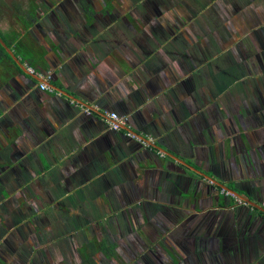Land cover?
I'll use <instances>...</instances> for the list:
<instances>
[{
	"label": "crops",
	"instance_id": "0c3cea01",
	"mask_svg": "<svg viewBox=\"0 0 264 264\" xmlns=\"http://www.w3.org/2000/svg\"><path fill=\"white\" fill-rule=\"evenodd\" d=\"M230 5L235 12L236 3ZM224 12L222 19L229 23L234 13L228 11L225 15ZM2 35L11 44L16 41L10 48L23 59L28 73V68L32 67L52 76L47 84H53L54 88L49 87L54 93L42 91L40 82L31 81L30 73L26 75L16 63L3 58L0 64V165L16 170L0 169V181L8 184L15 177L16 180L27 178L36 183V190L32 189L36 199L48 198L53 182L57 189L53 190V197L57 192L69 199L58 208L74 212V203L84 208H104V213L110 215L108 221L112 228L118 226L113 217L123 213L130 214L136 228L153 222L159 228L162 224L169 233L185 225L186 217L199 209H232L228 211L234 219L230 226L245 231L242 243L226 246L209 232L208 229H212L210 218L195 220L201 226L197 237L201 238L199 245L206 263L264 264V217L256 220L252 208L246 215H236L233 211L236 202L228 204L217 189L215 194L201 191L190 174L176 170V164L158 155L159 151H168L185 161L196 160L202 167L210 165L207 161L209 149L212 151L211 142L205 139L201 147L205 151L203 155L198 144L199 111L195 108L199 88L195 79L200 65L192 53L186 54L188 72L183 78L188 88L185 90L176 89L177 82L173 81L180 66L174 62L170 47L156 49L159 53L170 50L169 61L161 63L158 52L146 41L147 35L141 37L138 46L135 33H88L87 37L75 33L58 34L59 37L48 33L17 34L19 38H14L13 33ZM66 38L73 45L66 46ZM17 42H20L19 47ZM136 53L141 54V61ZM153 58L160 64L150 66ZM203 68L206 72L209 70L207 65ZM204 79L208 86L207 76ZM40 80L42 83L44 79L40 77ZM201 91L204 95L208 92ZM170 101L176 111H171L172 117L168 118ZM82 107L91 109L92 115H85ZM110 112L128 115L137 134L153 138L151 148H143L123 133L111 131L106 117ZM7 177L11 179L6 180ZM181 177L182 184L188 185L183 187L179 183ZM221 177L226 184L225 174ZM189 191L194 195L183 199L182 195ZM177 199L185 202L184 205L176 204ZM259 203L261 207L264 205L263 201ZM178 211L181 218L174 216ZM75 213H79L78 210ZM134 213L141 214L142 219L137 220ZM37 230L42 229L34 231ZM250 231L256 235L250 237ZM209 247L214 255H209Z\"/></svg>",
	"mask_w": 264,
	"mask_h": 264
},
{
	"label": "rangeland",
	"instance_id": "374dc122",
	"mask_svg": "<svg viewBox=\"0 0 264 264\" xmlns=\"http://www.w3.org/2000/svg\"><path fill=\"white\" fill-rule=\"evenodd\" d=\"M125 1H127L130 8L135 11L138 17L146 13L145 4H148L147 2L149 0H117V3L120 6L127 7ZM157 1H160L158 8L162 10L160 14L162 17H160L159 24L163 26L164 19H167L171 21L168 26L176 30L177 33H158L157 38L156 35L152 38L150 33H135V45L138 46L139 41L142 39L141 37L147 35L149 38H147L146 41L149 42L150 48L154 51L158 52L156 49H160V47L162 49L170 47L173 58L176 59L174 62L180 59V53L184 55L192 53L194 58H199L198 61L200 64L198 65H200V67L203 68V66L207 65L209 70L207 72L205 70L200 72L199 70V75L195 79L199 89H206L208 91L204 95L202 91L198 89L199 92L198 95L196 94V97L199 102L198 104L201 106L199 111H205L210 107L208 103L206 104L207 96L213 97V100H215V107L219 104L217 101L223 95L228 96L230 102L237 99L239 100L240 94L247 102H250L251 99H256L255 95L247 96L243 91H246L247 87L245 86H247V82L248 85L250 84L248 86L249 88L253 87V85H251L253 82H261L260 84L264 83V0ZM230 3H236V5H234V8H236L235 12L232 11ZM239 3L244 6L238 5ZM149 6L152 7L155 14H158V10L155 6ZM223 10L225 11L224 14H228V11L232 14L234 13L232 16L233 20L229 23H226L222 19ZM160 25L157 26V29ZM154 37L156 38V42ZM5 38L8 39L7 37ZM151 43L153 45H151ZM212 46H214V48H212ZM208 47L210 49H208ZM211 49H213V52H211ZM198 50L202 52H198ZM168 51L170 50H166L165 53H157V56L162 59L161 63H165L167 60L169 61L171 55L168 54L167 56ZM156 60V58H153L152 61H149V65H159L160 63L156 62ZM180 61L182 62V66L185 67L184 61ZM255 62H258V66ZM231 63L240 65L244 74L243 71H232L233 69L230 67L233 65H230ZM213 64L219 67L220 70L217 71V69H215L211 71L210 69H213ZM185 76H187V74L183 77ZM206 76L212 80V85L210 80H207L208 86L205 85L206 81L204 78H206ZM238 79H240V84H235L233 80ZM239 85L240 88L243 89L242 92L236 91ZM254 89H252L251 92H254ZM209 90H211V92H209ZM200 94L204 95V100L202 101H199L200 98H202ZM203 101L205 103L204 105H202ZM167 105L169 108L167 116L171 118V111L176 110L171 101ZM208 131L209 128L205 129V139L208 138ZM220 131L221 135L219 136L220 140L217 141V147H219L225 136L224 130ZM235 135L238 138L239 132L235 131ZM202 139L204 140V138ZM203 140L198 142L202 155L205 154V151L201 149L204 142ZM209 141H212V138H209ZM208 152L209 160L207 162L210 165L216 166V157L213 156L210 149ZM202 155H200L201 158H203ZM232 155L235 157L238 153L233 151ZM160 158L162 159V157ZM165 159H167V161L170 160L171 164H176V170H184L186 173L190 174L194 183L196 180H202L201 182L204 185L212 184L219 193L222 192L224 195L222 197L224 198L227 194H230L227 192L228 184L222 182V177L215 174L212 169L209 170L206 167H202L196 160L185 161L183 158L173 153L166 155ZM247 159L246 156V161ZM5 168H8L6 169L7 171L16 170L14 167L0 165L2 171ZM216 170L222 171V163L216 166ZM237 172L239 174L241 173L240 168ZM10 179V177L6 178V180ZM16 179L17 177H15V179L12 178V181L8 182V184L5 183L6 181L2 184L3 186L6 184L4 188L9 190L10 195H7V191L5 195L9 199L0 196V248L6 249L7 251L10 249L7 254L21 261L20 264H68L69 262H71V264H79L80 256L84 257L90 250H93L95 254L92 255L94 256L92 258L94 260H99L100 264H137V251H139L138 249H140V246L136 245L134 247L135 249H132L131 252V248L125 241V239H129L127 234L131 233L132 229L130 214L121 213L114 216L113 218L118 226L117 228H112L111 221H108L110 215L104 213V208L96 209L92 206L84 208L81 204L74 203L72 204L73 206L75 205V207L72 208L74 212H69L67 208H58V206L68 203L69 199L60 196L55 191L56 197H53V190H57L54 188L55 183H51L52 188L49 184L52 192H48V198L40 197V199H36L34 197L35 193L32 190H36L34 185L36 183L30 182L27 178H18L20 180ZM232 192L234 195H232L230 201L238 203L239 199L236 200V196H239V194L234 191ZM190 195H194L192 191L184 193L182 198L186 200ZM245 200L249 201V205L260 206L254 200ZM184 203L183 201L181 202L182 205H184ZM260 208L262 207L260 206ZM77 210L79 213H75ZM213 214H216V211L214 209L212 210V208L208 210L199 209L194 213L196 219H208L213 216ZM133 216L136 217L137 220L142 219L141 214L134 213ZM13 219L15 221L11 224ZM137 225L138 224H136V226ZM36 228H41L42 230L34 231ZM143 230L144 229L136 230L138 231L137 233L141 235L142 239H144ZM180 234L181 237H184L185 230L180 231ZM105 238L111 239V244L119 245V249H116L117 245L111 248L112 252L116 254L113 262H110L109 259L105 257L106 254L110 253L109 248L111 246V244L106 246ZM100 240H102V242L98 244L97 241ZM7 241L8 245H6ZM146 241L148 245L151 244L147 238ZM190 243L189 247L193 245L192 242ZM86 246L89 247L87 248ZM189 247H183L185 253L177 251V254H180V256H173L171 258L172 263L181 264L182 262L180 263L179 260H183L184 256L186 258L188 257V255L185 254L188 252ZM79 250H85V254L83 255L82 252H77ZM174 252L170 251L168 256H172ZM194 257L195 256H192L191 258ZM196 261L200 260L197 259Z\"/></svg>",
	"mask_w": 264,
	"mask_h": 264
},
{
	"label": "flooded vegetation",
	"instance_id": "af4514ba",
	"mask_svg": "<svg viewBox=\"0 0 264 264\" xmlns=\"http://www.w3.org/2000/svg\"><path fill=\"white\" fill-rule=\"evenodd\" d=\"M125 3L127 7L120 6L117 0H0V33H14L22 36H25L26 33H48L56 37H59L58 34H63L64 36L74 33L82 37H87L86 35L88 33H150L152 38L154 35H156L157 38L158 33H177L176 30L168 26L171 21L164 19L163 26L159 24L160 17H162L160 15L162 10L158 8L160 1L149 0L147 2L148 4H145L146 13L139 17L136 15L135 11L130 8L127 1H125ZM147 5L155 6L158 10L157 13L159 14V18L152 7H148ZM158 25L161 26V29L160 26L157 29ZM65 41L66 46H68V44L70 46L73 45V42L71 43L67 38ZM76 43H78V40H76ZM139 44H141L140 41ZM151 45L153 44L151 43ZM17 46H20V42H17ZM212 48H214V46H212ZM208 49L210 48L208 47ZM212 50L213 49H211V52H213ZM198 52L202 51L198 50ZM136 56L137 59L140 58L141 61V54L136 53ZM179 56L180 59H177V62H180V70H177L178 73L173 75V81L175 80L177 82L176 89L187 90L188 83L183 76L188 72L186 61L188 57L181 53ZM193 59L195 61L199 60V58ZM21 60L23 63V59ZM180 60L184 61L185 67L182 66ZM255 63L258 66V62ZM230 65H233L230 68L233 69L232 71L234 72L243 71L238 64L235 65L231 63ZM212 66L213 71L215 69H217V71L220 70V68L214 66V64ZM199 70L202 72L205 69L199 67L197 76L199 75ZM208 80H210V78H208ZM210 81L212 85V80ZM233 81L235 84H240V79ZM260 83L261 82H253L251 85H253L254 89L253 87L249 88L248 86L250 84L248 85L247 82V86H245L247 87L246 91H243L240 85L236 88V91H243L247 96L255 95L256 99H251L250 102H247L241 97V94L239 100L237 99L231 102L228 96L223 95L219 99L220 101H217L219 102L217 105L218 107H215V100H213V97L207 96L206 104L208 103L210 107L205 111H199L201 106L196 104L195 108V110L199 111L197 114L199 130L198 142H201L203 140L202 138H204L203 141H205V129L209 128V135L207 136L208 139L212 138V141H210L212 144L211 152L213 156L216 157V166L222 163V171H217L215 165H209L208 168L212 169L214 173L220 177L222 173L225 174L227 179L226 183L228 184L227 192L230 193L225 196V200L229 204L232 195H234L232 191L236 192L239 194V196L236 194L238 196H236V200L239 199V202H236L237 205L233 207V211H235L236 215H246L250 208H252L251 210L256 214V220L258 221L263 219L264 212L261 211L260 206L249 205L244 200H254L258 205H261L259 201H263L264 204V83ZM144 89L145 88H143V91ZM252 89H254V92H251ZM199 90L201 91V89ZM209 92H211V90H209ZM136 94H139V92H136ZM200 96L202 98H200L199 101L204 100V95L200 94ZM204 104L203 101L202 105ZM220 130H224L225 136L219 147H217L216 144L217 141L220 140L219 136L221 135ZM235 131L239 132L238 138L235 135ZM233 151H236L238 155L234 157L232 155ZM246 156L248 158L247 161ZM239 168L240 174L237 172ZM181 180L184 181V179L182 177L179 179V183L183 186L184 184H182L183 181L181 182ZM201 181L202 180H196L198 189L208 194H215L216 187L212 184L204 185ZM2 184L3 182L0 181V196L6 199L5 192H7V190L2 187ZM185 185H188V183ZM171 187L172 186H170V188ZM178 203L181 204L180 199L176 200V204ZM213 203L215 204V201H213ZM262 207V209H264V205ZM213 209L216 211V214H213L209 219V223L212 226V229H208L209 232L212 234L214 233V237L221 243L226 244V246L232 243H242L241 236L245 234V231L241 230L240 227L232 229L230 226V223H233L234 219L228 211L232 209L216 210L214 207L212 210ZM174 216L181 218L182 214H179L178 211ZM195 220V215L190 214L185 219V225H181L178 229H174L169 233L165 232L166 230L162 228V224L160 228L158 224L153 222L145 223L142 227L136 228L131 222V233L127 234L129 239H125V241L131 248V252L132 249H135L134 247L136 245L140 246V249H138L139 251H137V264H173L171 258L175 255L180 256V254H177V251L185 253L183 247H189L191 244L190 242H192L193 245L189 247L188 252L185 254L188 255V257L186 258L184 256V259L179 260V262H182L181 264H208L206 263L207 258L202 254V250L200 249L199 240L201 241V238L197 237L201 226H198ZM14 221L13 219L11 224H13ZM139 228L141 230L144 229V239H142L141 235L136 231ZM182 228L185 230L184 237H181L180 234V231L183 230ZM251 234L256 235V233L250 231L248 235L251 237ZM146 238L151 244H147ZM105 240L106 246L111 244V239L105 238ZM171 240H173L174 243L171 244V242H169ZM97 242L100 244L102 240ZM6 245H8V241ZM115 245L117 244H111L109 248L110 253L105 256L110 262L115 260L116 254L111 250ZM116 249H119V245L116 246ZM4 251L7 253L6 249ZM170 251H175L172 256H168ZM208 253H210L209 255H214L210 247ZM192 256L195 257L191 258ZM197 259L200 261H196ZM93 260L92 258L91 261H88L83 256H80L79 264H94V262L95 264H100L99 260ZM20 263L21 261L14 258V262L10 264ZM68 264H71V262Z\"/></svg>",
	"mask_w": 264,
	"mask_h": 264
},
{
	"label": "built area",
	"instance_id": "2783aa9c",
	"mask_svg": "<svg viewBox=\"0 0 264 264\" xmlns=\"http://www.w3.org/2000/svg\"><path fill=\"white\" fill-rule=\"evenodd\" d=\"M28 71L31 75L39 76L42 79H44L43 82L40 83V85H39V88L42 91H48V92L54 93V90L51 89L47 84V81H49L52 78L51 75L40 74V72L36 71L32 67H29ZM82 109H83L85 115H87V116L92 115L91 109H88L86 107H82ZM106 117H107V121L109 124V129L111 131L123 133L126 138L135 141L136 143L140 144L143 148H151V146L154 144L153 138L142 137L141 135L137 134L132 129V127L130 125L131 120H130V117L128 115H121L117 112H110V113H106ZM164 154H165L164 152L159 151L158 155L162 158H165L166 155H164Z\"/></svg>",
	"mask_w": 264,
	"mask_h": 264
},
{
	"label": "trees",
	"instance_id": "16d2710c",
	"mask_svg": "<svg viewBox=\"0 0 264 264\" xmlns=\"http://www.w3.org/2000/svg\"><path fill=\"white\" fill-rule=\"evenodd\" d=\"M14 34V33H13ZM0 36L2 37V39L5 41V43L8 45V47H12L14 46V44L16 43V41L11 44L9 43V40L6 39L2 33H0ZM14 38H19V36L15 35ZM16 56L18 55L17 53L15 54ZM3 58H7V60L11 61L12 63H15L12 58L9 56V54L7 53L6 49L4 47H2V45L0 44V64L3 61ZM0 115H1V110H0ZM87 248L89 246H86ZM8 252V251H7ZM82 254H85V250H81ZM0 264H10L12 262H14V258L12 256H10L9 254H7L4 249L0 248ZM94 254L93 250H90V252L86 255H84V257L88 260L91 261L92 260V255ZM87 262V261H86Z\"/></svg>",
	"mask_w": 264,
	"mask_h": 264
},
{
	"label": "water",
	"instance_id": "95a60500",
	"mask_svg": "<svg viewBox=\"0 0 264 264\" xmlns=\"http://www.w3.org/2000/svg\"><path fill=\"white\" fill-rule=\"evenodd\" d=\"M0 44L2 45V47H4L5 49H6V51H7V53L9 54V56L12 58V60L16 63V67H18L21 71H23L26 75H30L27 71H26V69H25V67H24V64L23 63H21V57H18V56H16L15 54H14V52L11 50V48H9L8 46H7V44L5 43V41L2 39V37L0 36ZM40 72V74H45V71H39ZM32 80L31 81H38V82H40L41 83V80H40V77H38V76H33L32 75ZM49 86H51L52 88H54L53 87V84H51V83H49ZM165 154L166 155H170V153L169 152H167V151H165ZM234 194V193H233ZM238 197V196H237ZM246 203H248V204H250L249 203V201L248 200H244ZM260 209H262V208H260ZM263 210V209H262Z\"/></svg>",
	"mask_w": 264,
	"mask_h": 264
}]
</instances>
